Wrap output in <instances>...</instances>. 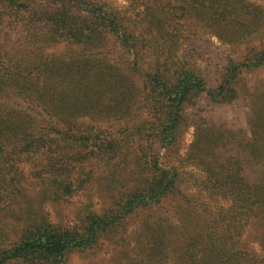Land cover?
Instances as JSON below:
<instances>
[{"label":"trees","instance_id":"1","mask_svg":"<svg viewBox=\"0 0 264 264\" xmlns=\"http://www.w3.org/2000/svg\"><path fill=\"white\" fill-rule=\"evenodd\" d=\"M44 1L50 4L52 12L44 18L53 21L51 42L62 39L74 45L76 41H89L90 45L97 42L99 46L107 36H113L132 57L130 67L147 80L150 112L159 120L134 125L138 139L146 137L153 144L164 141L170 149L182 127L189 123L187 107L194 99L202 94L221 103L235 98L232 82L242 63L228 61L217 85L209 87L205 77L183 57L166 53L164 48L162 53L156 52L159 38H164L165 21L174 22V30L184 27L181 20L188 15L190 5L202 18L207 9L220 12L213 0H209L208 6L206 0H132L131 3L141 2L146 7L147 20L141 14H122L101 0ZM176 2L179 5H173ZM73 8L85 16L79 25H72L71 18H66L72 16ZM30 9L25 1L0 0V25L8 20L16 24L22 13H29ZM143 22L159 29L156 42L144 40V33L139 31ZM143 28L152 31L147 26ZM17 36V40L24 41L26 47L22 48L27 53L41 59L45 49L42 32L30 28L24 37ZM2 37L0 31V100L7 98L6 89H19L21 96L35 99L49 114L71 123L82 116L100 119L121 112L110 103L94 101L87 91L77 93L75 89L77 97L60 98L59 106L52 107L47 85L27 93L32 75L49 76L54 72L53 64L46 61L34 73V67L26 60L9 58ZM143 52H151L154 57L146 60ZM258 59L261 61L263 55ZM5 108L0 107V264H78L75 258L81 260L80 264H253L252 260L242 261L236 255L244 245L242 235L257 207L244 200L241 203L246 204H238L237 200L229 207L212 209L207 199L225 194L221 184L206 187V198L196 190L185 189L176 167L161 166L143 144L135 150L129 147L127 128H119L124 133L123 140L104 130L97 134L89 130L85 135L53 128L36 132L30 113L16 109L4 113ZM80 148L87 151L82 153ZM21 154H35L46 160L51 179H42L32 190L20 188ZM90 156H95V165L102 168L99 175L95 167L87 169L80 163L90 162ZM80 194L89 199L79 202L74 221L55 223L46 203ZM239 196L237 193L235 198ZM5 198L9 200L7 205L2 204ZM165 201L178 215L176 221L169 222L160 214L159 208ZM8 220L17 224V237L7 230L11 225Z\"/></svg>","mask_w":264,"mask_h":264},{"label":"rangeland","instance_id":"2","mask_svg":"<svg viewBox=\"0 0 264 264\" xmlns=\"http://www.w3.org/2000/svg\"><path fill=\"white\" fill-rule=\"evenodd\" d=\"M21 1L31 7L30 12L22 13L16 24L8 20L0 25L3 36L1 40L6 43L4 52L7 51L13 61L26 60L31 68L34 67V73L38 67L43 68L46 61L53 64L54 69L49 76L41 73L40 78H33L32 75L27 93L36 92L42 85L44 88L47 85L46 93L49 106L52 107L59 106L60 98L77 97L73 93L75 89L77 93L87 91L94 101L110 103L121 112L100 119L90 115L82 116L71 123L49 114L35 99L21 96L19 89H6L9 93L7 98L0 100V107L6 106L4 113L12 109L26 115L30 113L29 118L36 132L53 128L72 135H85L89 130L94 134L104 130V133H113L119 140H123L124 133H120L119 128H127L125 134L129 137L126 138L130 142L129 147L135 150L143 144L149 150V156H153L161 166L176 167L185 189L196 190L206 198V187L216 188V185L221 184L220 189L225 194L207 199L208 205L212 204V209L221 205L229 207L237 200L238 204L244 200L249 206L257 207L242 235L244 245L236 256L242 261L252 260L253 264H264V0H213L221 14L207 9L203 18L190 5L188 15L181 20L184 27L179 30H174V22H164L166 31L164 38H159L160 46L158 45L156 52L162 53L164 48L166 53L183 57L191 68L198 69L205 77L209 87L217 85L228 61L234 59L235 62L242 63L232 82L236 91L235 98L231 102L221 103L202 94L194 99L193 104L187 107L189 123L182 127L175 146L170 149L164 141L153 144L149 138H137L134 125L144 120L154 123L159 120L150 112L151 103L147 100L150 86L147 80L131 69L132 57L113 36H107L99 46L97 42L90 45L89 41H76L74 45L62 39L51 42L53 21L44 19L52 13L50 4L44 0ZM101 1L122 14H141L147 20L146 7L141 6V2ZM208 4L209 0H206L205 6ZM71 11L72 16L66 18H71L72 25H79L84 21V14L74 8ZM146 26L152 31L143 28ZM140 27L144 40L147 38L153 42L157 37L155 35H160L159 29L150 27L146 22ZM30 28L45 35L41 38L45 48L42 49L41 59L32 52L27 53L22 48L26 47L24 41L17 40V35L24 37L25 31ZM164 40L168 43L164 44ZM262 55L263 59L260 61L258 58ZM153 57L151 52H143L144 59ZM55 87H58L57 90ZM51 95L54 98L53 104ZM79 150L82 153L87 151L84 148ZM93 157L95 156H90V162H79L85 164L87 169L95 167V173L99 175L102 168L95 165ZM19 167L22 176L18 184L20 188L32 190L42 183V179L50 180L52 177L50 164L35 154L22 155ZM46 184L51 183L47 181ZM237 193L240 196L235 198ZM87 199L88 196L80 194L68 200L49 201L45 207L55 223L68 224L74 221L79 202ZM8 203L6 198L2 202L4 205ZM163 203L159 208L160 214L169 222L176 221L178 215L173 212L172 206L168 201ZM8 222L11 225L7 230L17 237V224L12 220ZM75 262L80 264L81 260L75 258Z\"/></svg>","mask_w":264,"mask_h":264}]
</instances>
